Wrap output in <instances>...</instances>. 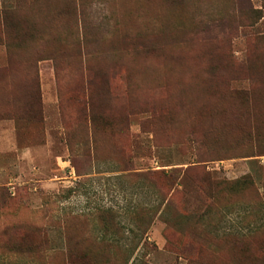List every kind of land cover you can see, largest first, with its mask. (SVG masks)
Segmentation results:
<instances>
[{"label": "rangeland", "instance_id": "rangeland-1", "mask_svg": "<svg viewBox=\"0 0 264 264\" xmlns=\"http://www.w3.org/2000/svg\"><path fill=\"white\" fill-rule=\"evenodd\" d=\"M0 11V264H264V0Z\"/></svg>", "mask_w": 264, "mask_h": 264}, {"label": "trees", "instance_id": "trees-1", "mask_svg": "<svg viewBox=\"0 0 264 264\" xmlns=\"http://www.w3.org/2000/svg\"><path fill=\"white\" fill-rule=\"evenodd\" d=\"M0 18H1V26L4 27L5 24H6V16H5V11H0ZM188 56H185L183 58H180L179 61H184ZM179 65L181 66H186L187 65V62H177ZM243 100L244 101H247V102H250V95L247 94V97H243ZM240 116H244V113H239ZM12 247L10 248V250H14L15 252H19L21 251V248L19 246L18 243H13V245H11ZM29 249H30V246H29Z\"/></svg>", "mask_w": 264, "mask_h": 264}]
</instances>
